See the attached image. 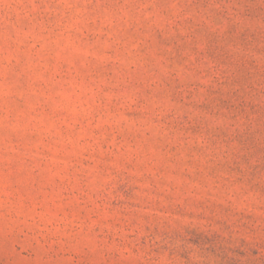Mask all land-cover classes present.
Masks as SVG:
<instances>
[{
    "label": "rangeland",
    "instance_id": "374dc122",
    "mask_svg": "<svg viewBox=\"0 0 264 264\" xmlns=\"http://www.w3.org/2000/svg\"><path fill=\"white\" fill-rule=\"evenodd\" d=\"M0 264H264V0H0Z\"/></svg>",
    "mask_w": 264,
    "mask_h": 264
}]
</instances>
